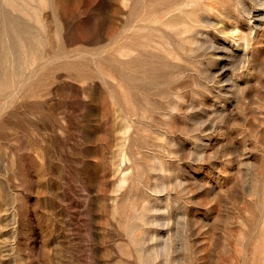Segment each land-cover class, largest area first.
Masks as SVG:
<instances>
[{"label":"rangeland","instance_id":"rangeland-1","mask_svg":"<svg viewBox=\"0 0 264 264\" xmlns=\"http://www.w3.org/2000/svg\"><path fill=\"white\" fill-rule=\"evenodd\" d=\"M0 264H264V0H0Z\"/></svg>","mask_w":264,"mask_h":264}]
</instances>
